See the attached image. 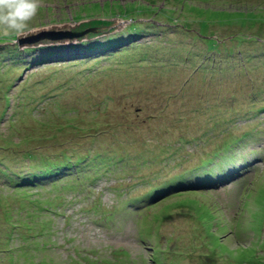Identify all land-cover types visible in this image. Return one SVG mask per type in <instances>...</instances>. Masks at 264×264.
Wrapping results in <instances>:
<instances>
[{
    "label": "rangeland",
    "instance_id": "rangeland-1",
    "mask_svg": "<svg viewBox=\"0 0 264 264\" xmlns=\"http://www.w3.org/2000/svg\"><path fill=\"white\" fill-rule=\"evenodd\" d=\"M106 1L0 34V264H264V0Z\"/></svg>",
    "mask_w": 264,
    "mask_h": 264
},
{
    "label": "clouds",
    "instance_id": "clouds-1",
    "mask_svg": "<svg viewBox=\"0 0 264 264\" xmlns=\"http://www.w3.org/2000/svg\"><path fill=\"white\" fill-rule=\"evenodd\" d=\"M39 7L40 0H0V34L23 35Z\"/></svg>",
    "mask_w": 264,
    "mask_h": 264
},
{
    "label": "trees",
    "instance_id": "trees-1",
    "mask_svg": "<svg viewBox=\"0 0 264 264\" xmlns=\"http://www.w3.org/2000/svg\"><path fill=\"white\" fill-rule=\"evenodd\" d=\"M137 3H135V2H133V1H129V5H131V8H127V9H124L123 8V5H122V3L120 2V1H117V0H114V1H110V0H108V1H106V2H104V4H107V5H109V4H111V6H112V9L111 8H109V7H107V8H104V9H106V10H112V11H108V13H110V12H112L111 14H114V15H116L117 13L119 14V13H121V14H129V12H130V14H135V13H140V12H142V11H145V12H148L149 11V13H151V15H153L154 14V12L150 9V7L151 6H153L151 3H149V2H144L142 5L144 6V7H149V9H147V11H146V8H144V10H140L138 7L136 8L134 5L136 4V5H138V1H136ZM95 6L97 7V6H99V8L101 9L102 7H101V3H95ZM114 6H118V8H113ZM147 7V8H148ZM103 10V9H102ZM114 10H118V11H114ZM113 12H116V13H113ZM244 20H246V19H244ZM137 24H140L139 22H136ZM208 24V23H207ZM132 25L134 26L135 24L134 23H132ZM206 27H208V25H205ZM10 34H12L13 36H15L16 34L15 33H10ZM136 34V32H134L133 33V35H135ZM137 35V34H136ZM132 36V35H131ZM125 38L123 37V38H115V39H109L108 41V45L109 46H112L113 44H119V43H121L123 40H124ZM100 46V44H90V45H88L87 46V48L89 49V50H95V49H97V47H99ZM215 46H212V48H214ZM63 167H66V163H64L63 165H60V167L58 168V169H52V167L51 166H46L45 168H43L42 169V173L43 172H45V173H49L51 176H56V175H58L59 173H60V171L62 170V168ZM35 201H41L42 199H40L39 197H37V198H35L34 199Z\"/></svg>",
    "mask_w": 264,
    "mask_h": 264
}]
</instances>
